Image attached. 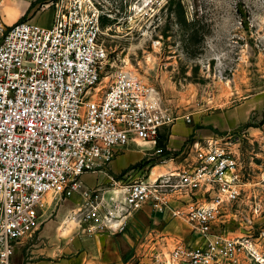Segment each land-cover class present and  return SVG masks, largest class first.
I'll use <instances>...</instances> for the list:
<instances>
[{
    "label": "built area",
    "instance_id": "2783aa9c",
    "mask_svg": "<svg viewBox=\"0 0 264 264\" xmlns=\"http://www.w3.org/2000/svg\"><path fill=\"white\" fill-rule=\"evenodd\" d=\"M4 4L0 0V264H18L19 243L37 233L56 200L76 194L85 201L70 219L89 230L124 231L125 219L145 205L190 225L187 241L147 237L137 250L140 264H149L147 258L152 264H237L241 257L263 264L251 230L231 237L220 227L232 215L224 212L239 198L242 181L236 153L215 140L187 145L182 153L194 152L192 164L155 178L129 173L120 193L92 199L99 189L85 186V174L104 171L130 144L145 148L144 155L154 150L163 163L175 161L158 146L162 132L192 119L176 113L132 68L110 72L93 0H51L49 26L23 18L9 24Z\"/></svg>",
    "mask_w": 264,
    "mask_h": 264
},
{
    "label": "rangeland",
    "instance_id": "374dc122",
    "mask_svg": "<svg viewBox=\"0 0 264 264\" xmlns=\"http://www.w3.org/2000/svg\"><path fill=\"white\" fill-rule=\"evenodd\" d=\"M26 1L8 0L21 6L3 8L7 23L23 18L51 25L53 11L47 5L51 0H32L21 14ZM93 1L101 12L100 41L110 52V72L121 66L132 68L162 92L176 113L190 115L192 124L196 117L203 123L196 127L214 136L199 143L206 145L215 140L236 153L242 189L239 198L225 209L224 213L232 215L220 227L231 237L251 230L264 252V0ZM109 82V78L104 79V84ZM169 129H164L161 136L165 137ZM193 141L191 136L188 142ZM144 151L130 144L104 171L85 174V186L99 189L92 199L97 194L108 197L112 190L121 188L130 178L129 173L133 177L149 176L155 167L170 163L171 170L157 169L168 173L178 166L177 161L183 160V167L195 160L194 152L181 159L172 153L175 161L163 163L154 150L147 155ZM138 157L135 164L124 168L127 161ZM75 200L79 205L74 210H79L85 198L76 194L56 200L48 214H54L62 203L64 209L73 207ZM52 201L50 195V206ZM190 230L188 223L176 219L166 232L176 236L170 239L174 244L189 237ZM149 236L141 234L139 242ZM137 242L129 252V258L135 261ZM237 264L260 263L241 257Z\"/></svg>",
    "mask_w": 264,
    "mask_h": 264
},
{
    "label": "crops",
    "instance_id": "0c3cea01",
    "mask_svg": "<svg viewBox=\"0 0 264 264\" xmlns=\"http://www.w3.org/2000/svg\"><path fill=\"white\" fill-rule=\"evenodd\" d=\"M31 2L32 0L24 2L23 9L19 8L21 14L28 9ZM16 4L15 2L9 3L8 0H5L4 8L8 5L14 6L15 8L21 6ZM202 124L196 117L194 118L193 124L192 121L191 123H187L186 121L177 122L169 129L165 144L166 149L176 154V159H181L184 155L182 151L186 150L191 136L194 138L193 142H203L202 140L214 137L206 130L204 131L196 127ZM139 159L138 157L135 160L127 161L124 168L135 164ZM182 164L183 160L181 162L177 161L178 166H175V169L180 168ZM170 166V163H168L159 165L157 168L170 169ZM174 204H177V202L174 201ZM78 205L79 203L75 200L73 207L64 209V203H62L57 210L55 209L54 214H49L43 221L38 232L31 237L23 239L17 246L15 253L17 263L140 264V259L137 257V250L142 243L139 242L141 234H167L169 235V243H171L170 239L174 237L173 234H168L166 231L176 218L168 215L163 216L160 213L154 212L150 205H145L143 209L125 219L128 226L124 231L119 232L100 229L89 230L87 227L88 224L80 226L76 223L72 225L69 217ZM156 222L158 223L157 225ZM190 238L191 235L189 234V237L183 238V240H190ZM136 242L139 244L135 248L137 254L135 256L133 255L136 259L135 261L134 258H129V252L134 248ZM146 261L152 264L151 259L147 258Z\"/></svg>",
    "mask_w": 264,
    "mask_h": 264
},
{
    "label": "bare ground",
    "instance_id": "6f19581e",
    "mask_svg": "<svg viewBox=\"0 0 264 264\" xmlns=\"http://www.w3.org/2000/svg\"><path fill=\"white\" fill-rule=\"evenodd\" d=\"M157 169H159V168H157V167H155L154 169H153V172L155 173H153V177L155 178V177H157L158 175H162V174H165L164 172H158L157 171ZM118 193H120L121 192V190L120 189H118V191H117Z\"/></svg>",
    "mask_w": 264,
    "mask_h": 264
},
{
    "label": "trees",
    "instance_id": "16d2710c",
    "mask_svg": "<svg viewBox=\"0 0 264 264\" xmlns=\"http://www.w3.org/2000/svg\"><path fill=\"white\" fill-rule=\"evenodd\" d=\"M166 134H168V133H166ZM165 134V137H162L161 136V139H160V142H159V144L161 145V146H163L165 149H166V140H167V135Z\"/></svg>",
    "mask_w": 264,
    "mask_h": 264
}]
</instances>
